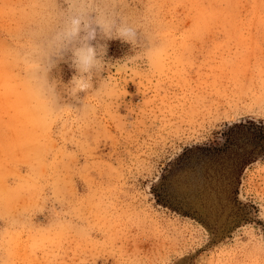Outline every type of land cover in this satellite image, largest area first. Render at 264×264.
<instances>
[{"label": "rangeland", "instance_id": "obj_1", "mask_svg": "<svg viewBox=\"0 0 264 264\" xmlns=\"http://www.w3.org/2000/svg\"><path fill=\"white\" fill-rule=\"evenodd\" d=\"M246 120L264 0H0V264H264V156L167 172Z\"/></svg>", "mask_w": 264, "mask_h": 264}, {"label": "trees", "instance_id": "obj_2", "mask_svg": "<svg viewBox=\"0 0 264 264\" xmlns=\"http://www.w3.org/2000/svg\"><path fill=\"white\" fill-rule=\"evenodd\" d=\"M194 154L198 157L224 162L226 168L222 174H226L230 193L236 196L242 169L257 158L264 156V122L246 120L228 126L222 133V143L184 149L171 163L172 169L167 172L183 169L191 162ZM163 181L164 176L161 177V182L158 184L159 189ZM158 187L153 188V193ZM154 195L158 203L163 206L169 205L171 210L187 215L188 211L183 204H166L160 200L159 195L156 193Z\"/></svg>", "mask_w": 264, "mask_h": 264}]
</instances>
